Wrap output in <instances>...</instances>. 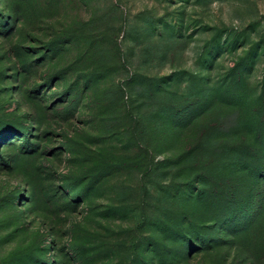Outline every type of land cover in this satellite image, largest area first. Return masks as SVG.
Wrapping results in <instances>:
<instances>
[{
  "label": "rangeland",
  "instance_id": "1",
  "mask_svg": "<svg viewBox=\"0 0 264 264\" xmlns=\"http://www.w3.org/2000/svg\"><path fill=\"white\" fill-rule=\"evenodd\" d=\"M0 264H264V0H0Z\"/></svg>",
  "mask_w": 264,
  "mask_h": 264
},
{
  "label": "trees",
  "instance_id": "2",
  "mask_svg": "<svg viewBox=\"0 0 264 264\" xmlns=\"http://www.w3.org/2000/svg\"><path fill=\"white\" fill-rule=\"evenodd\" d=\"M254 219H255V218H254ZM254 219H253V220H254ZM253 220H252V221H253Z\"/></svg>",
  "mask_w": 264,
  "mask_h": 264
}]
</instances>
